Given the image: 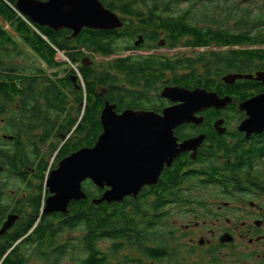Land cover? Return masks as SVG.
<instances>
[{"label":"flooded vegetation","instance_id":"1","mask_svg":"<svg viewBox=\"0 0 264 264\" xmlns=\"http://www.w3.org/2000/svg\"><path fill=\"white\" fill-rule=\"evenodd\" d=\"M209 1L210 6L197 0H174L172 17L195 23L197 33L180 37L175 30L169 38L163 29L157 27L158 22L167 17L145 14L148 8L143 0H100L106 9L119 16L123 24L110 30L83 27L77 37H91L97 30L109 33L103 42L108 39L110 54L104 56L88 44L81 46L77 51L85 55L77 63V69L81 75V68L93 66L97 73L104 70L113 79L106 86L97 84L98 96L91 95V100L86 96L82 101L80 93L85 87L84 81L83 84L80 81L75 83L72 75L71 80L66 79L69 65L65 61L55 71L48 68L45 73L49 82L52 77L65 105L61 111L43 114L50 121L38 122L28 134L11 139L13 145H21V158L31 163L19 173L29 187L31 181L25 179V169L29 167L36 171L46 163L41 146L49 144L53 133L62 139L60 146L56 147L54 168L65 157L59 159L61 150L68 143L72 145L65 128L74 119L76 122L69 133L79 137L76 143L81 144L84 115H94V123L90 122L86 131L97 136L96 142L103 132L101 114L106 106H113L117 115L126 110L162 115L164 108L174 103L165 99L164 105L160 91L165 86L177 85L172 81L184 73H188L191 79L193 73L198 80L189 89L200 88L217 96L214 98H218L216 105L219 106L198 111L195 122H185L174 129L176 145L181 152L170 166L165 165L157 184L152 185L154 187L144 188H153V192H140L151 200L149 204H153L141 218L140 226L143 229L150 226L149 229L141 233L139 239L135 237L136 231L130 232L134 238L126 241L123 255H108L103 264H264V121L247 125L245 122L250 115L243 108L247 101L257 98L254 115H264V0H248L251 3L248 7L241 4L242 0ZM122 6H131L132 10L122 12L119 9ZM243 16H251L246 27ZM45 27L54 32L66 31L67 39L76 38L72 37L73 30L69 28L55 30ZM200 30L202 32L198 33ZM243 38H250L251 42H242ZM228 39L233 42L226 43ZM168 45L173 50L181 45L199 53L184 59L191 62L181 73L179 68L166 69L165 76L170 73L172 78L164 81L161 61L175 64L182 61H174L160 53V49ZM243 53L250 57L246 58L248 55ZM99 57L108 59L102 69L97 68ZM119 63H123L124 70L116 67ZM145 87L161 89H151L146 95ZM26 136L27 145L23 140ZM183 144H187L184 150L181 149ZM26 150H32L34 158L31 159ZM5 161L0 158L1 164ZM18 165L20 163L15 164ZM4 171L5 167L1 172ZM165 185L171 188L164 190ZM1 200L4 213L1 215L0 212V229L9 214L18 217L5 233L0 234V245H8L11 238H15L16 245L21 244L35 231L39 221L26 234L19 236L34 215L33 208L26 207L28 197ZM42 214L45 213L42 211ZM77 240L74 242L76 248L80 243ZM112 259L114 262H110ZM96 262L95 257L85 253L76 256L73 263Z\"/></svg>","mask_w":264,"mask_h":264},{"label":"trees","instance_id":"2","mask_svg":"<svg viewBox=\"0 0 264 264\" xmlns=\"http://www.w3.org/2000/svg\"><path fill=\"white\" fill-rule=\"evenodd\" d=\"M144 4L148 8L147 15H162L167 17L161 22H158L157 27L163 29L171 38V35L178 32L180 37L185 35H191L195 30V23L185 20L174 19L172 17L171 5L174 0H143ZM163 5V6H162ZM113 8V7H112ZM114 9V8H113ZM122 12H129L132 10L131 6H122L119 8ZM137 14H140L137 12ZM186 17V15H185ZM0 18L8 25L4 27L0 24V118L6 119L9 122L10 133L14 136V140L20 138L23 133L28 134L30 128H35L38 122H48L50 118L43 114H47L53 110L61 111L65 105V99H61L58 87L53 84L52 77L49 82V77L46 75V71L40 67L32 66L34 69L30 74H25L26 68H18L14 63V58L29 57L25 55L23 48L29 50L37 59L42 62L46 68L53 69L54 71L62 65V61L58 60L57 53L62 52L70 62L78 63L85 55L81 51H77L81 46L89 45L97 48L104 56L110 54L108 47V39L103 42V38L109 33H100L98 30L90 37H76L74 39H67L66 31L54 32L45 26H40L34 23L28 16L23 15L17 8L15 0H0ZM201 19V18H200ZM251 16H243L244 27L249 24ZM179 20V21H178ZM153 24V23H151ZM176 27V29H173ZM250 31V29H246ZM202 32V30L198 31ZM96 36V40H95ZM111 38V37H110ZM226 43H231L233 40L228 39ZM242 42H251L250 38H243ZM246 58H249V54ZM68 63L67 61H65ZM189 59L184 61H177L178 65L172 61H161L160 67L162 72V78L165 77V70L170 69H187ZM116 67L124 70L123 63L116 64ZM81 75L84 81L85 87L82 88L80 93L81 99L84 100L87 97L92 99V96H98L95 91L97 84L107 85L110 83L113 77L106 74L103 70L97 73L93 66L81 68ZM69 74L66 79L71 80V75L77 73L74 69L69 68ZM55 73V72H53ZM94 75V76H93ZM78 81L79 78H78ZM198 81L192 73V79L188 73L177 76L172 84H177L183 87H194V84ZM194 82V84H192ZM69 84V82H67ZM80 84V83H79ZM158 90V88L145 87V94H150V90ZM166 100L163 99L165 105ZM93 103H95L93 101ZM68 122V121H67ZM76 119L71 121L65 133H69L72 126L75 124ZM90 122L94 123V115L91 113L84 115V119L81 122L82 138L80 143H75L61 150L59 159L70 154L72 151L84 146H92L96 140V135L88 134L86 131L89 128ZM5 145H9L4 143ZM4 148V145H0V158L6 159L4 164L5 171L11 172L17 176L24 168L25 165L31 166L28 159L23 160L21 158L22 147L11 146ZM54 146L51 151L53 152ZM58 159V160H59ZM16 163L20 165L15 166ZM33 165V164H32ZM54 168V167H53ZM48 169V164L45 163L36 170L41 184L37 187H28L29 196L27 208L31 207L34 210V215L31 217L29 225L19 235L22 236L27 233L34 224L38 222L35 231L27 237V239L21 244H15V238H11L8 245H0V264H30V261L35 257L41 264H59L60 258L67 255L70 249L75 250V244L69 242H60L64 232H72L81 230V239H78L83 247L86 255L95 257L96 264H103L105 257L108 255H118L119 251L124 248L127 240L134 238L130 235V232L136 231L135 237L139 239L141 233L148 230L150 226L143 229L141 225V218L146 213L148 207H152L153 204H149L151 201L147 196L139 194L137 197H126L122 202H103L101 204H94L92 198L99 197L102 194V190L92 184L91 181L83 183L84 191L87 193L88 198L79 201H73L69 207V213L63 214H42L45 206V199L49 195L47 188L45 187V172ZM51 169V168H50ZM9 170V171H7ZM25 177V176H24ZM0 212L3 215L4 208L1 206L3 198H6L5 184L0 181ZM43 187L45 192L43 193ZM154 187V186H151ZM171 188L165 185L164 190ZM146 192H153V188L143 189ZM142 191V192H143ZM130 209H132L130 211ZM102 239H110L113 244L110 248L108 255L101 252L98 248V242ZM37 244V245H36ZM100 256V258H98ZM87 264V263H85Z\"/></svg>","mask_w":264,"mask_h":264},{"label":"water","instance_id":"3","mask_svg":"<svg viewBox=\"0 0 264 264\" xmlns=\"http://www.w3.org/2000/svg\"><path fill=\"white\" fill-rule=\"evenodd\" d=\"M16 8L40 26L73 30L72 37H77L83 27L110 30L123 24L100 0H18ZM77 79L72 75L75 83ZM160 95L174 103L164 108L162 115L133 110L117 115L113 106L103 109V132L95 144L73 151L50 172L46 180L49 196L43 213L67 215L73 201L88 198L83 188L86 181L102 190L99 197L92 198L94 204L122 202L126 197H137L145 187L157 184L165 165L170 166L181 152L174 129L182 123L195 122L198 111L219 106L215 94L200 88L165 86ZM257 101L254 98L243 105L250 115L245 122L247 125L264 121V115H254ZM3 169L0 163V172ZM17 217L9 214L0 234L5 233Z\"/></svg>","mask_w":264,"mask_h":264},{"label":"rangeland","instance_id":"4","mask_svg":"<svg viewBox=\"0 0 264 264\" xmlns=\"http://www.w3.org/2000/svg\"><path fill=\"white\" fill-rule=\"evenodd\" d=\"M197 2H200V4H204V5H211V1L209 0H197ZM241 4L245 7H248L247 5L251 4L250 2H248V0H242ZM163 6V5H162ZM172 6V5H171ZM254 8V7H252ZM0 24H2L4 27H8L7 24H5L2 19L0 18ZM122 45V43H121ZM25 51V55L27 57H29L30 60L26 59V57H15L14 58V63L16 64V66L18 68L24 67L26 68V70L24 71L25 74H30V72L34 69H31L32 66L34 67H40L45 69V71L47 72L48 68H46V66L40 62L39 59H37V57L35 55H33L29 50H27L26 48H23ZM160 53H163L165 55H167L168 57H172L173 59L176 60H182L184 61L185 58H191L194 56H197L199 51H192L191 49L188 50L186 48H184L183 46H179L177 47L175 50H173L171 47H169V45L167 47H163L160 49ZM184 57V58H182ZM106 61V62H105ZM107 57H99V59L97 60L98 63H100L97 68L98 69H102L103 66L106 67L107 64ZM74 63V62H73ZM76 65V67L78 66L77 63H74ZM202 65H200V68ZM180 70V73L184 70V69H178ZM170 78H172V75L170 73H166L165 79L164 81L169 80ZM164 84V83H163ZM161 86V85H160ZM163 88V87H162ZM161 89V87H158V91ZM9 126V122L5 119L0 118V143H7V144H11V146H13L12 140L10 138H6L4 137V135H12V133L9 132V130L11 128L8 127ZM24 135V134H23ZM31 137V135H28ZM28 136L23 137V140L25 142V144H28ZM68 139L71 141L72 144H75L76 142H78L79 137H77L75 134L70 135V133H68L67 135ZM50 141L49 144L47 145H42L41 146V151L46 159V163L48 164V169L45 172V179L46 177H48V172L51 171L54 167V162L55 157H56V150H57V146H60V144L62 143V139H60L59 137H55V133H53L50 137ZM9 145H4V148L10 147ZM51 145H55L54 149L55 151H51ZM50 147V149H49ZM28 156L32 159L34 158V155L32 154V150H26ZM51 168V169H50ZM26 171V180H30L31 181V187H37L41 184V181L39 180L38 177H35L33 175L38 174L37 171L32 170V168H27L25 169ZM0 181H3L5 184V190L6 191V197L8 199H10L11 197L14 198H23V197H28L29 196V189L27 187V185L25 184V182H23L21 180V178L11 172H5L4 174L0 175ZM45 192V187H43V193ZM46 200V199H45ZM82 236V232L81 230L78 231H72V232H64L62 233L61 237H59V241L60 242H67L69 240L70 243L74 244V242H76L77 238L81 239ZM78 241V240H77ZM112 240L110 239H102L98 242L97 248L103 252L104 254L108 255L109 254V250L112 247ZM77 248L75 250L70 249V252L67 254V256L62 259L60 261L59 264H75L73 263L75 261V257L76 256H81L84 255V250L81 246L80 243L77 244ZM124 252L125 249L123 248ZM123 250L121 249L119 251L118 255H123ZM110 262H114L113 259ZM30 264H41L39 262V260H37L35 257H33L30 261Z\"/></svg>","mask_w":264,"mask_h":264},{"label":"built area","instance_id":"5","mask_svg":"<svg viewBox=\"0 0 264 264\" xmlns=\"http://www.w3.org/2000/svg\"><path fill=\"white\" fill-rule=\"evenodd\" d=\"M59 56H63V53L62 52H58L57 53Z\"/></svg>","mask_w":264,"mask_h":264},{"label":"bare ground","instance_id":"6","mask_svg":"<svg viewBox=\"0 0 264 264\" xmlns=\"http://www.w3.org/2000/svg\"><path fill=\"white\" fill-rule=\"evenodd\" d=\"M24 15V14H23ZM83 101V100H82ZM49 173V172H48ZM47 178V177H46ZM45 187L47 188V186H46V179H45Z\"/></svg>","mask_w":264,"mask_h":264}]
</instances>
